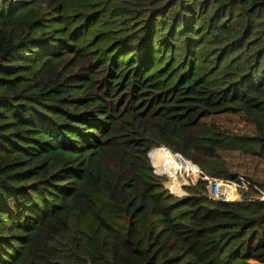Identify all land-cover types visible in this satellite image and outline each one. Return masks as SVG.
I'll return each instance as SVG.
<instances>
[{"label":"trees","instance_id":"1","mask_svg":"<svg viewBox=\"0 0 264 264\" xmlns=\"http://www.w3.org/2000/svg\"><path fill=\"white\" fill-rule=\"evenodd\" d=\"M224 151L264 160V0H0V264H264Z\"/></svg>","mask_w":264,"mask_h":264},{"label":"rangeland","instance_id":"2","mask_svg":"<svg viewBox=\"0 0 264 264\" xmlns=\"http://www.w3.org/2000/svg\"><path fill=\"white\" fill-rule=\"evenodd\" d=\"M262 68L263 67L261 66L260 69ZM204 121L208 124L216 125L221 129L226 130L229 133H233L237 135L256 134L254 125L250 123L242 113L219 114L205 118ZM169 155L171 158L169 166L172 169L175 176H177L176 177L177 180H173L172 176H169L168 174L157 172L154 163L151 161L152 165L154 166L153 169L155 173L159 176L164 177V181H163L164 187L166 188V182L168 181V177L171 178L174 182H176V184L181 185V188L184 185L189 186L195 184L196 181L201 177L202 172L184 173L182 169L183 165L179 163L174 156H172L171 154ZM220 155L222 157V160L225 162L226 166L230 170V172L232 174H235L238 180H240V184L237 182L220 180L224 184H228V185L233 184L235 186V190L237 191V194H239L238 201H252L250 199H255L254 201L263 200L264 199L263 194L259 197H243L241 196L240 190L248 189L250 187L248 184L249 182L250 183L252 182L255 186H259V185L264 186V160L257 157L241 154L238 151H224V152H220ZM210 180L211 179H209L208 185L206 187L208 196L214 200H222L214 197L212 190L210 189ZM262 231L256 233L255 239L251 242V247H255L258 243L262 242V240L264 239V233ZM248 248H249V243L247 242L244 245V247L241 249V252L243 253L246 252ZM252 264H259V263L253 262Z\"/></svg>","mask_w":264,"mask_h":264},{"label":"built area","instance_id":"3","mask_svg":"<svg viewBox=\"0 0 264 264\" xmlns=\"http://www.w3.org/2000/svg\"><path fill=\"white\" fill-rule=\"evenodd\" d=\"M207 178V177H206ZM239 184H240V182H239ZM249 185H250V183H248ZM252 186L254 187V188H256L257 189V187L254 185V184H252ZM245 188V187H244ZM259 190V189H258ZM260 192H261V195L263 194L264 195V192L263 191H261V190H259ZM264 200V199H263Z\"/></svg>","mask_w":264,"mask_h":264},{"label":"water","instance_id":"4","mask_svg":"<svg viewBox=\"0 0 264 264\" xmlns=\"http://www.w3.org/2000/svg\"><path fill=\"white\" fill-rule=\"evenodd\" d=\"M166 149H168V148H166ZM168 150H170V149H168ZM171 151V150H170ZM173 154H176V155H178L179 157H181V158H183L181 155H179L178 153H176V152H173V151H171ZM185 159V158H184ZM186 160V159H185ZM188 161V160H187ZM189 162V161H188Z\"/></svg>","mask_w":264,"mask_h":264},{"label":"clouds","instance_id":"5","mask_svg":"<svg viewBox=\"0 0 264 264\" xmlns=\"http://www.w3.org/2000/svg\"><path fill=\"white\" fill-rule=\"evenodd\" d=\"M150 157V156H149Z\"/></svg>","mask_w":264,"mask_h":264}]
</instances>
